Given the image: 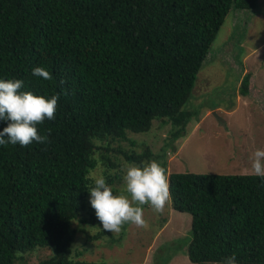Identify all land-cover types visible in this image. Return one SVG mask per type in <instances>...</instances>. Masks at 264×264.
Masks as SVG:
<instances>
[{
    "label": "trees",
    "instance_id": "trees-1",
    "mask_svg": "<svg viewBox=\"0 0 264 264\" xmlns=\"http://www.w3.org/2000/svg\"><path fill=\"white\" fill-rule=\"evenodd\" d=\"M259 1L0 0V79L59 94L55 119L38 126L48 142L0 145V264L38 249L53 253L40 264H102L73 250L74 222L100 225L95 213L84 214L93 209L91 174L103 164L108 184L123 177L101 152L116 151L128 133L150 132L156 120L172 126V142L184 137L197 76L230 10H253ZM36 66L53 79L33 76ZM254 90L246 74L239 92L253 97ZM6 126L0 121V131ZM119 152L139 165L154 158L150 150ZM157 158L167 171L165 147ZM168 177L172 209L192 217L193 264H223L233 253L237 264H264V178ZM103 234L110 232L94 238Z\"/></svg>",
    "mask_w": 264,
    "mask_h": 264
},
{
    "label": "rangeland",
    "instance_id": "rangeland-1",
    "mask_svg": "<svg viewBox=\"0 0 264 264\" xmlns=\"http://www.w3.org/2000/svg\"><path fill=\"white\" fill-rule=\"evenodd\" d=\"M261 1L255 10H230L197 76L193 97L187 106L195 115L184 137L172 142V126L156 120L150 132L128 133L126 141L113 144L116 151L109 149L101 154L122 168L128 161L120 150L129 154H143L150 150L154 156L152 160H157L165 147L168 176L171 173L250 175L245 171L250 167V155L257 148L264 149V104H259L263 109L257 104L264 103V100L254 97L262 94L264 98V82L254 78L257 90H254L253 97L241 96L239 88L243 75L247 73H259L264 78V14L258 15L259 11L264 12ZM240 17L239 38L230 40L235 37V33L230 37V23L233 18ZM241 40L244 49L235 45H242ZM219 50L221 56L215 53ZM248 58L251 59L248 61ZM245 60L249 64H245ZM105 170L102 164L95 174L104 175ZM118 181L109 184L114 194L125 187L123 179ZM143 209L149 225L147 229L125 224L119 234L110 232L94 238L104 231L100 223L91 227L74 222L73 228L78 232L73 246L74 256L80 254L81 260L102 264H193L187 254L191 241V215L173 210L171 202L163 214L154 212L149 205ZM91 212L95 213V210H86L84 214ZM52 255L48 249H38L23 255L16 264H40Z\"/></svg>",
    "mask_w": 264,
    "mask_h": 264
},
{
    "label": "clouds",
    "instance_id": "clouds-1",
    "mask_svg": "<svg viewBox=\"0 0 264 264\" xmlns=\"http://www.w3.org/2000/svg\"><path fill=\"white\" fill-rule=\"evenodd\" d=\"M33 76L52 80V74L43 66L32 69ZM24 82L19 79H0V121L7 126L0 131V145L27 147L33 141L46 143L48 135H41L38 126L54 120L59 94L51 97L22 91ZM50 131V130H49ZM247 174L264 178V149L257 148L249 157ZM124 190L114 194L104 175L91 174L94 181L88 191L90 204L105 232L119 234L123 225L138 228L149 227L144 219L143 206L149 205L158 214H163L171 202L170 183L162 163L151 160L142 165L125 162L121 168ZM223 264H237L236 254L227 257Z\"/></svg>",
    "mask_w": 264,
    "mask_h": 264
},
{
    "label": "crops",
    "instance_id": "crops-1",
    "mask_svg": "<svg viewBox=\"0 0 264 264\" xmlns=\"http://www.w3.org/2000/svg\"><path fill=\"white\" fill-rule=\"evenodd\" d=\"M263 5H264V0H262L261 1V8L263 9ZM257 9V8H256ZM253 10H255V9H253ZM264 10V9H263ZM260 14H264V12L263 13H261L260 11H259V13H258V15H260ZM237 17H238V15H237ZM238 23H242V17H240L239 19H235V18H233V20H232V22L230 23V27H229V29H231L232 28V31H231V35H230V37L232 36V33H235V37H234V39H231L230 37V40H236V38L238 37L239 38V35H238V32H239V30H240V28L238 27ZM250 25H252V21L250 22ZM249 25V26H250ZM233 30H234V32H233ZM242 41V40H241ZM239 42V41H238ZM225 45V44H224ZM235 45H238V46H240V49L242 48V49H244L243 48V45H244V41H242V45H240L239 43L237 44H235ZM236 51L238 52V47H237V49H236ZM215 53H218V55H222L221 53H220V50L218 51V52H215ZM212 55V54H211ZM251 58H248V59H246V60H250ZM246 60H245V64H249V62H247L246 63ZM253 60H255V59H253ZM254 63L256 64V61H254ZM247 74H249V73H247ZM254 75V78H255V81L257 80V79H259V80H261V81H263L264 82V78H261L260 77V75H259V73L258 74H253ZM245 75H243V77H244ZM242 77V78H243ZM257 85V84H256ZM259 88V87H258ZM260 89V88H259ZM264 92V91H263ZM258 104V106H259V108H261V109H263V107L262 106H260L259 104H264V103H261V102H258L257 103ZM219 108H221V109H224V107H219ZM264 110V109H263Z\"/></svg>",
    "mask_w": 264,
    "mask_h": 264
}]
</instances>
